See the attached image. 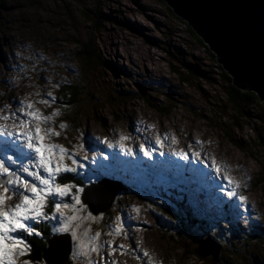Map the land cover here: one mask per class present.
<instances>
[{"label": "rangeland", "instance_id": "rangeland-1", "mask_svg": "<svg viewBox=\"0 0 264 264\" xmlns=\"http://www.w3.org/2000/svg\"><path fill=\"white\" fill-rule=\"evenodd\" d=\"M167 8L159 0H0V107L50 93V107H35L60 112L50 122L60 132L53 142L84 145L89 169L108 166L102 185L91 189L92 203L102 208L115 190L106 212L94 216L84 205L77 213L85 219L75 240L71 231L53 232L58 215L41 223L70 236L72 264H148L145 251L153 264H211L213 256L196 254L207 236L214 244L203 243V251L226 264H264L263 102L241 114L228 104L214 54ZM86 43L94 51L90 63L77 46ZM66 86L80 92L74 106L58 99ZM145 125L156 133L140 136ZM182 150L187 160L172 155ZM225 175L246 203L232 199L221 214L219 201L229 200ZM65 178L81 183L76 174ZM45 210L51 214L50 205Z\"/></svg>", "mask_w": 264, "mask_h": 264}, {"label": "snow or ice", "instance_id": "snow-or-ice-1", "mask_svg": "<svg viewBox=\"0 0 264 264\" xmlns=\"http://www.w3.org/2000/svg\"><path fill=\"white\" fill-rule=\"evenodd\" d=\"M54 102L55 97L49 93L38 101L25 103L21 100L18 104L10 101L6 107L15 109L13 111H6V107H0V264H32L28 258L31 251L30 243L24 237L40 236L42 233L37 231L36 225L42 221L55 220L57 215L60 227L57 229L56 225H53V232L71 231L75 240L76 226L80 220L85 219L77 215L85 210L84 196L94 194L88 185L99 183L102 176L107 174L106 165L98 166L99 171L87 167L85 161L88 160V156L86 153L81 155L84 145L68 149L53 142L52 138L58 137L60 132L50 126V122L58 117L60 112L53 110L51 114H42L36 109L35 104L39 103L47 108ZM58 127L63 130L65 125L60 123ZM124 139L126 137H121V140ZM161 143L162 140L158 137L156 144ZM122 151L131 154L132 150L122 148ZM140 151L151 159L143 146ZM172 155L178 156L181 160L188 159L183 150L173 151ZM193 156H199V153L194 152ZM200 162L204 163L203 160ZM212 170L217 174L220 172L215 160L212 162ZM65 174H76L81 183L77 185L65 182ZM223 180L230 186V190L225 193L229 200L219 201L221 214L230 207L232 199L246 203L245 196H237L234 182L227 175ZM65 199L69 202H65ZM49 205L51 214L45 210ZM119 231V228L115 229L117 234ZM100 236L101 233L97 232L94 239ZM109 247H112L111 242ZM119 247L123 249V246ZM97 250L96 246L89 248L90 252ZM111 254L110 251L108 255ZM143 255L148 257V264H153L146 251ZM136 258L139 259V256ZM87 264H91L90 258L87 259ZM111 264L117 262L112 261Z\"/></svg>", "mask_w": 264, "mask_h": 264}, {"label": "water", "instance_id": "water-1", "mask_svg": "<svg viewBox=\"0 0 264 264\" xmlns=\"http://www.w3.org/2000/svg\"><path fill=\"white\" fill-rule=\"evenodd\" d=\"M161 1L202 40L236 88L251 91L264 102V0ZM101 185L96 183L88 188L96 189ZM109 195L110 199L102 208H97L89 195L84 196L83 203L95 216L109 209L115 190ZM206 242L214 244L210 239L202 240L196 254L202 259L213 256L211 264L217 261L224 264L218 256L203 251L202 244ZM46 244L42 255L45 264L68 261L71 248L68 234L52 235Z\"/></svg>", "mask_w": 264, "mask_h": 264}, {"label": "trees", "instance_id": "trees-1", "mask_svg": "<svg viewBox=\"0 0 264 264\" xmlns=\"http://www.w3.org/2000/svg\"><path fill=\"white\" fill-rule=\"evenodd\" d=\"M159 2L163 5L165 4L161 0H159ZM167 9L171 14H173V12L171 11L170 8H167ZM180 22H182V21H180ZM182 23H184V22H182ZM184 25L187 26L186 23H184ZM188 30L191 32L192 35H194V36L196 35L190 28H188ZM77 46H78V48H80L79 49L80 56L83 57V59H85L87 61V63H90L93 60V56H94V51H93L91 45L89 43H86L83 46L82 45L79 46V44H77ZM219 69L222 72L221 74L223 75V79H224L225 85H226L224 87L225 100L233 108L237 109L239 111V114H241L242 113L241 111H244L249 106H252L255 103L260 104V102H262L261 100H259V98L253 92L236 88L233 85L230 76H228V74L221 68V66H219ZM59 92L60 93H58V99L62 105L74 106L78 103L79 99H77V97L78 96L80 97V92L76 87L66 86L65 88H62ZM262 105L263 106H261V107H262L263 112H264V102L262 103ZM163 112H164V110H162V113ZM262 165H263V169H264V161L262 162ZM65 180H66V178H65ZM66 181H69V179H67ZM183 201H184V199L182 200L180 206L184 208V212H185L184 215H186L187 217L193 216V214H191V210L186 208V206H185L186 204ZM193 217H194V219H190L189 223L194 226L196 224L197 218H195V216H193ZM198 218L202 219V216L198 217ZM184 219H186V218H184ZM182 221H183V218H182ZM40 224H42V223H40ZM36 228H37V231L42 233L40 236H35V235H32L30 237L25 236V239L30 243V249H31L30 255L28 258L31 260L32 264H45L44 260L42 258V255H43L44 250H46V248H47L46 240L54 234L51 232V230L49 229L47 224H42L39 226L36 225ZM207 238L212 240L211 236H207ZM253 238H255V236L251 237V239H253ZM223 263H225V262L223 261ZM63 264H72V263L68 259V261L66 263H63Z\"/></svg>", "mask_w": 264, "mask_h": 264}, {"label": "bare ground", "instance_id": "bare-ground-1", "mask_svg": "<svg viewBox=\"0 0 264 264\" xmlns=\"http://www.w3.org/2000/svg\"><path fill=\"white\" fill-rule=\"evenodd\" d=\"M24 14H25V13H24ZM24 19H25V18H24ZM25 26H26V25H25ZM27 32H28V31H27ZM34 57H35V56H34ZM27 58H28V57H27ZM43 87H44V86H43ZM9 93H10V92H9ZM12 95H13V94H12ZM137 120H138V119H137ZM144 122H145V121H144ZM139 123H140V122H138V124H139ZM138 126H139V125H138ZM141 126H142V125H141ZM146 127H149V129L146 128ZM150 127H151L153 130H151ZM145 128L148 129L147 132H145V131H143V130L140 129V133H141L140 136H150L152 132H155V133H156V130L153 128L152 125H151V126H150V125H145ZM142 129H143V126H142ZM175 130H176V129H175ZM144 132H145V133H144ZM190 142H191L192 145L196 144V142H194V140H193L192 138L190 139ZM95 144L98 145V142L95 141ZM92 145L94 146V144H92ZM201 156L204 158V156H203L202 154H201ZM189 163H191V162L189 161ZM207 239H209V238H207ZM210 240H211V239H210Z\"/></svg>", "mask_w": 264, "mask_h": 264}]
</instances>
